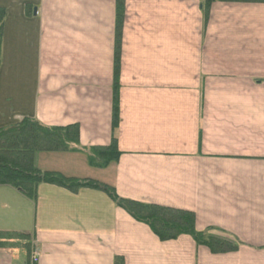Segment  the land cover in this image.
Returning <instances> with one entry per match:
<instances>
[{"label": "crops", "instance_id": "crops-1", "mask_svg": "<svg viewBox=\"0 0 264 264\" xmlns=\"http://www.w3.org/2000/svg\"><path fill=\"white\" fill-rule=\"evenodd\" d=\"M12 2L0 0V128L78 124L82 148L109 145L116 1ZM201 4L126 0L122 155L100 169L81 151L44 152L37 166L191 211L238 249L162 241L101 190L41 183L35 202L0 186V232L13 234L0 237V264H30L34 248L38 264H264V2H213L205 28Z\"/></svg>", "mask_w": 264, "mask_h": 264}, {"label": "trees", "instance_id": "trees-1", "mask_svg": "<svg viewBox=\"0 0 264 264\" xmlns=\"http://www.w3.org/2000/svg\"><path fill=\"white\" fill-rule=\"evenodd\" d=\"M116 1L114 104L112 116L113 134L106 146L82 148L78 124L47 126L35 118L24 117L17 123L0 128V186H10L32 201L37 199V188L47 183L77 192L80 188H93L105 192L117 206L126 210L134 219L147 224L162 241L175 240L185 234L196 244L204 245L213 252H230L239 247V242L225 235L201 231L196 227V215L191 211L154 203L139 202L121 197L116 189L93 179L66 177L56 171H42L37 166V156L44 152H83L88 165L107 168L117 163L122 152L118 147L117 129L120 123V63L121 38L126 17V0ZM264 2V0H202L201 9L206 27L213 2ZM6 9L0 6V67L2 61V37ZM214 229V228H212ZM210 229V230H212ZM0 232V237L8 236ZM25 239L27 235H16Z\"/></svg>", "mask_w": 264, "mask_h": 264}, {"label": "built area", "instance_id": "built-area-1", "mask_svg": "<svg viewBox=\"0 0 264 264\" xmlns=\"http://www.w3.org/2000/svg\"><path fill=\"white\" fill-rule=\"evenodd\" d=\"M32 258H33V261H37L38 260V258H37V253H35L33 256H32Z\"/></svg>", "mask_w": 264, "mask_h": 264}, {"label": "rangeland", "instance_id": "rangeland-1", "mask_svg": "<svg viewBox=\"0 0 264 264\" xmlns=\"http://www.w3.org/2000/svg\"><path fill=\"white\" fill-rule=\"evenodd\" d=\"M235 2H237V1H234V2H232V3H235ZM13 4H17L16 3V0H14V2H12ZM250 3V2H249ZM7 10V9H6ZM12 116H15V115H12Z\"/></svg>", "mask_w": 264, "mask_h": 264}]
</instances>
